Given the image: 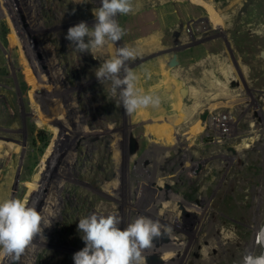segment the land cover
Segmentation results:
<instances>
[{
  "label": "rangeland",
  "instance_id": "rangeland-1",
  "mask_svg": "<svg viewBox=\"0 0 264 264\" xmlns=\"http://www.w3.org/2000/svg\"><path fill=\"white\" fill-rule=\"evenodd\" d=\"M133 4V14L116 17L129 30L121 41L88 53L65 37L81 21L95 23L100 0L36 8L50 22L41 29L49 40H27L16 8H0V200L61 210L50 239L64 258L51 264H74L85 247L79 219L92 213L118 215L121 229L139 216L170 226L152 247L171 248L170 259L157 254L148 264H240L246 251H264L255 242L264 225V0ZM165 20L164 30L156 27ZM123 45L137 49L129 67L142 93L159 96L158 107L128 114L95 77ZM194 165L206 169L204 188L189 183Z\"/></svg>",
  "mask_w": 264,
  "mask_h": 264
},
{
  "label": "clouds",
  "instance_id": "clouds-1",
  "mask_svg": "<svg viewBox=\"0 0 264 264\" xmlns=\"http://www.w3.org/2000/svg\"><path fill=\"white\" fill-rule=\"evenodd\" d=\"M134 12L133 0H100L93 9L95 23L90 27L81 21L67 30L65 39L81 53L103 48L106 44L116 45L126 34L116 19L117 15ZM137 49L129 45L116 47L111 58L96 70L95 77L104 84L110 83V93L118 97V103L126 113L160 105L159 96L145 94L137 87L138 77L129 67V61L138 57ZM95 58V57H94ZM47 207L40 211L27 201L17 198L0 200V257H7L17 264L27 250L34 247L33 241L43 236L45 228L52 225L55 214ZM121 220L115 214L92 213L79 219L78 231L82 233L85 247L73 256L74 264H146L144 251L154 247L153 241L170 236L172 228L158 220L139 216L121 229ZM256 243L264 248V225L256 232ZM240 264H264V251L255 254L248 250Z\"/></svg>",
  "mask_w": 264,
  "mask_h": 264
},
{
  "label": "built area",
  "instance_id": "built-area-1",
  "mask_svg": "<svg viewBox=\"0 0 264 264\" xmlns=\"http://www.w3.org/2000/svg\"><path fill=\"white\" fill-rule=\"evenodd\" d=\"M91 1L92 0H0V8H16L17 12L20 14L19 19H21V24L24 23V27L26 28L24 34L26 32L25 37L27 38V40L32 38L36 40L41 38L48 40V35H46L45 33H41V29H44L45 26L50 22L47 19V16L43 14V11H40L41 14H39L38 9L36 8H90ZM52 40L57 43L54 38ZM27 42L31 44L29 41ZM41 51L43 52V54L46 53L50 58V55L45 50ZM44 59L46 60V58ZM191 170L192 173L190 174H192L194 178L192 180L188 179L190 181L189 183L204 188L208 183L204 179L206 177V169L203 166L199 165L195 166ZM51 231L52 232L50 233V235H43L46 238L45 241L42 237H39L37 239L35 238L33 241L34 247L27 250L26 253L21 257L20 261L17 262V264H51V259L53 256L51 257L45 255H38V253L34 251L35 247H51L50 249L52 250H59L56 246L52 244L53 240L50 238L53 237V233L55 231L54 229L52 230V228ZM5 258L7 259L5 264H12L9 258Z\"/></svg>",
  "mask_w": 264,
  "mask_h": 264
},
{
  "label": "bare ground",
  "instance_id": "bare-ground-1",
  "mask_svg": "<svg viewBox=\"0 0 264 264\" xmlns=\"http://www.w3.org/2000/svg\"><path fill=\"white\" fill-rule=\"evenodd\" d=\"M133 14V13H132ZM167 20H165V21H163L161 24H157L156 25V27H159L160 29H165L166 28V26H167ZM151 25L152 24H145V25H142V26H150L151 27ZM155 27V26H154ZM124 29H126L125 31H127L128 29L125 27ZM138 29V28H137ZM159 29V30H160ZM129 31V30H128ZM128 31H127V33H128ZM140 31H142V30H140ZM132 32H134V31H132ZM151 32V31H150ZM161 32H163V31H161ZM130 33V32H129ZM145 33V32H144ZM152 33H153V31H152ZM141 34V33H140ZM164 35V34H163ZM134 37V36H133ZM132 38V37H131ZM130 38V39H131ZM147 38V37H146ZM47 39V38H46ZM143 39V38H142ZM43 40H45V39H43ZM49 40V39H48ZM133 40V39H132ZM139 40V39H138ZM134 41V40H133ZM142 41V40H141ZM131 42V41H130ZM131 44V43H130ZM50 45V44H49ZM49 47V46H48ZM49 50V49H48ZM57 52V51H56ZM59 55V54H58ZM188 60L189 61H191V60H193V57H188ZM61 64V63H60ZM167 68V67H166ZM165 70V69H164ZM162 71V70H161ZM169 71V70H168ZM168 71H167V73H168ZM162 73H164V72H162ZM157 74V73H156ZM154 76V75H153ZM155 77H156V75H155ZM166 78H168L167 76H166ZM169 81V80H168ZM171 81V80H170ZM67 84V83H66ZM179 84V83H178ZM169 85V84H168ZM172 85V84H171ZM170 85V86H171ZM65 90H70V92H72L71 90L72 89H65ZM169 90H171V89H169ZM155 91V90H154ZM70 92H69V94H70ZM74 92V91H73ZM162 92V91H161ZM160 92V93H161ZM169 92V91H168ZM171 92L173 93L174 92V90H171ZM164 94V93H163ZM165 96V95H164ZM182 97H184V96H182ZM184 98H186V97H184ZM183 98V99H184ZM183 103H185V102H183ZM174 105V104H173ZM185 105H187V104H185ZM187 107V106H186ZM185 108V107H184ZM175 111V110H174ZM179 111H181V105L179 104ZM188 113V112H187ZM132 117V116H131ZM200 117V116H199ZM221 117V116H220ZM190 118V117H189ZM193 118V117H192ZM188 119V118H187ZM214 119V118H213ZM134 120V119H133ZM216 120V119H215ZM221 120H222V118H221ZM225 120V119H224ZM187 121V120H186ZM218 121H219V119H218ZM183 122H185V121H183ZM188 122V121H187ZM220 122V121H219ZM189 123V122H188ZM183 125V124H182ZM181 125V126H182ZM178 127H180L179 125H178ZM181 128V127H180ZM183 128V127H182ZM83 130V129H82ZM81 130V131H82ZM85 131H86V129H85ZM130 136V135H129ZM122 144H123V142H122ZM130 144V143H129ZM133 144V143H132ZM95 146V145H94ZM123 146V145H122ZM128 146V145H127ZM130 146V145H129ZM125 148V147H124ZM129 153V152H128ZM167 155H168V153H167ZM166 155V156H167ZM117 158V157H116ZM156 158V157H155ZM167 158V157H166ZM153 160V159H152ZM156 160V159H155ZM155 160L153 161V162H155ZM150 162V161H149ZM148 162V163H149ZM153 162L151 161L150 163L151 164H153ZM172 162V161H171ZM143 163H145V162H143ZM145 165V164H144ZM156 165V164H155ZM89 166H91V169H93V167L94 166H92V164L91 165H89ZM96 166V165H95ZM149 166L150 165H145V167H146V171H145V174H144V178H148L149 176L146 174L147 173V169L149 168ZM76 167V166H75ZM95 168V167H94ZM77 169V168H76ZM80 170V169H79ZM97 169H95V171H96ZM83 171H85V170H83ZM91 172L90 173H94V170H90ZM82 173V172H81ZM85 173V172H84ZM88 173H89V169H88ZM132 178L135 180H133L132 179V181H133V183H132V186H131V195H133V196H135V194L137 193V191H138V187H140V185L139 184H141V176H138V177H136L135 176V174H134V177L132 176ZM117 180L118 179H116V186H117V188L116 189H119L121 186H120V183H118L117 182ZM130 182V181H129ZM163 181H161V184L163 185ZM156 187H157V184L155 185L154 183H152V185L150 186V187H148L147 189H146V191H148V192H150V193H147V195H149V194H152V196H149L150 198H149V200L150 201H152V203L155 201V196H154V194L156 193ZM164 187V186H163ZM162 187V188H163ZM165 187H167V186H165ZM144 189V188H143ZM158 190V189H157ZM159 191V190H158ZM142 192V191H141ZM140 192V193H141ZM142 194H143V192H142ZM146 194V193H145ZM130 196V195H129ZM179 196V195H178ZM143 197V196H142ZM152 197V198H151ZM145 199V198H144ZM153 199V200H152ZM158 199V198H157ZM159 199H160V197H159ZM179 199V198H178ZM58 200V199H57ZM150 201H148L147 202V205H150ZM179 201V200H178ZM57 205V204H56ZM59 205V204H58ZM151 206V205H150ZM58 208V207H57ZM175 208V207H174ZM171 210V209H170ZM49 211L50 210H48V212H46V214L45 215H47L48 213H49ZM61 210L59 209V211H57L56 210V212L57 213H54L53 211H50V213H53V214H55V216L56 217H58V215L60 216L61 215V212H60ZM60 213V214H59ZM166 213V212H165ZM155 214V213H154ZM171 215V214H170ZM173 215V214H172ZM171 215V216H172ZM118 216V215H117ZM165 216V215H164ZM129 217V216H128ZM170 218V217H169ZM57 219V218H56ZM56 219H54V221H52V225H51V227H49V228H45L44 229V231H43V235H45V236H47L48 234L50 235V233L52 232L51 231V228L52 229H56V231H59V226H58V224H57V221H56ZM126 219V218H125ZM123 220V219H122ZM165 220V219H164ZM185 220V219H184ZM125 222V221H124ZM126 224V223H125ZM259 229V228H258ZM55 231V232H56ZM229 235V234H228ZM54 236V235H53ZM174 236V235H173ZM231 236V235H230ZM234 236V235H233ZM37 238H39V237H37ZM36 238V239H37ZM225 238V237H224ZM233 238V237H232ZM155 241V240H154ZM175 241V240H174ZM168 242V241H167ZM166 242V243H167ZM234 242V241H233ZM238 242V241H237ZM255 242H256V240H255ZM171 243V242H170ZM235 244H237V243H235ZM243 244V243H242ZM51 248V247H50ZM50 248H38V247H35L34 248V251H36L37 253H38V255H45V256H56V257H60V258H64V257H62V255H61V252L59 251V250H56V249H54V250H52V249H50ZM236 248V247H235ZM264 249V248H263ZM170 251H171V248H168L167 246H164V247H162L161 248V246H160V248L159 247H156L155 246V248H150L148 251H144V253H143V255L146 257V263L148 264L149 263V261L151 260V259H153V258H151V257H153V256H156L157 254H160V255H162V259H170ZM236 252V251H235ZM234 252V253H235ZM235 255V254H234ZM233 256V255H232ZM65 257H67V259H68V256H65ZM155 258H157V257H155ZM234 258V257H233ZM72 261H74L73 260V257H72ZM163 261V260H162ZM169 261V260H168ZM235 262V261H234ZM163 263V262H162ZM161 263V264H162ZM165 263V262H164ZM163 263V264H164ZM159 264V263H158ZM166 264H168V263H166ZM170 264V263H169Z\"/></svg>",
  "mask_w": 264,
  "mask_h": 264
},
{
  "label": "crops",
  "instance_id": "crops-1",
  "mask_svg": "<svg viewBox=\"0 0 264 264\" xmlns=\"http://www.w3.org/2000/svg\"><path fill=\"white\" fill-rule=\"evenodd\" d=\"M179 9V12H180V14L182 15V17L181 18H187V17H190V14H189V11H188V9L186 10V8L184 9V8H178ZM185 12H187V13H185ZM167 14H171L169 11L168 12H166Z\"/></svg>",
  "mask_w": 264,
  "mask_h": 264
},
{
  "label": "water",
  "instance_id": "water-1",
  "mask_svg": "<svg viewBox=\"0 0 264 264\" xmlns=\"http://www.w3.org/2000/svg\"><path fill=\"white\" fill-rule=\"evenodd\" d=\"M43 56L46 59L48 58V55L46 53H44ZM262 57L264 58V51L262 52ZM170 195H171V192L170 191L165 190V191L162 192V197L163 198L168 197Z\"/></svg>",
  "mask_w": 264,
  "mask_h": 264
},
{
  "label": "trees",
  "instance_id": "trees-1",
  "mask_svg": "<svg viewBox=\"0 0 264 264\" xmlns=\"http://www.w3.org/2000/svg\"><path fill=\"white\" fill-rule=\"evenodd\" d=\"M13 22H14V24H15V26H16L15 20H14Z\"/></svg>",
  "mask_w": 264,
  "mask_h": 264
},
{
  "label": "flooded vegetation",
  "instance_id": "flooded-vegetation-1",
  "mask_svg": "<svg viewBox=\"0 0 264 264\" xmlns=\"http://www.w3.org/2000/svg\"><path fill=\"white\" fill-rule=\"evenodd\" d=\"M147 264V263H146Z\"/></svg>",
  "mask_w": 264,
  "mask_h": 264
}]
</instances>
